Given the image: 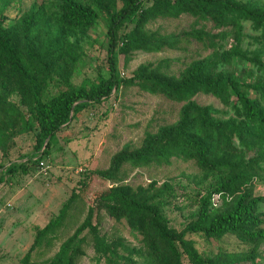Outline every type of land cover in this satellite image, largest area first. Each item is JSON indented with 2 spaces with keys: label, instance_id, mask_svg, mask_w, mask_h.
Wrapping results in <instances>:
<instances>
[{
  "label": "trees",
  "instance_id": "obj_1",
  "mask_svg": "<svg viewBox=\"0 0 264 264\" xmlns=\"http://www.w3.org/2000/svg\"><path fill=\"white\" fill-rule=\"evenodd\" d=\"M12 0H2V9ZM0 8V161L8 159L15 139L31 134L33 153L26 160L0 164V182L26 175L49 160L57 136L72 122L92 111L121 89L135 87L150 95H162L183 103L178 120L145 132L141 145H124L105 170L87 173L79 191L69 198L43 227H35L33 242L20 264H77L90 240L98 262L104 264H257L264 253V197L254 195L255 183L264 181V5L250 0H45L32 4L11 24ZM194 19L189 31L161 34L147 26L158 19ZM102 21L105 27V63L108 76L74 85L71 79L90 45L89 32ZM228 50L191 61L177 76L170 73L171 59L140 64L129 77H120L135 52L155 54L177 50L183 39H192L216 50L228 37ZM248 24L254 36H244ZM246 38L254 49L242 50ZM243 70L225 68L232 61ZM234 62V61H233ZM215 97L225 111L200 106L197 94ZM17 94L20 108L10 97ZM177 159L193 162L202 173L196 193L198 208L180 230L170 226L163 210L176 198L169 183L132 186L123 183L125 166L132 169L169 166ZM92 178L111 187L86 208L82 223L65 239L57 252L42 263L32 262L36 251H49L63 228L69 211ZM100 209L115 221L124 220L131 232L141 235L143 249L99 230ZM188 236L207 244L232 239L240 250L201 253Z\"/></svg>",
  "mask_w": 264,
  "mask_h": 264
},
{
  "label": "rangeland",
  "instance_id": "obj_2",
  "mask_svg": "<svg viewBox=\"0 0 264 264\" xmlns=\"http://www.w3.org/2000/svg\"><path fill=\"white\" fill-rule=\"evenodd\" d=\"M43 1L45 0H12L9 8L3 10L2 0H0V8L7 18L4 24H11L32 4H40ZM250 1L264 5V0ZM193 23L192 17L183 15L178 19H158L150 23L147 29L158 30L161 34L178 35L189 31ZM200 25L212 34L226 31L228 37L219 43L220 47L216 50L206 48L192 39H183L177 50L163 49L155 54L135 52L125 66L120 56L117 62L120 77L131 76L140 64L157 62L166 58L172 61L170 73L177 76L191 61L206 58L214 52L228 50L234 45L233 31L229 28L214 29L211 22H201ZM242 33L244 36H254L248 24H243ZM89 36L91 42L85 49L87 56L80 62L77 72L71 79L72 84L77 86L95 80L98 74L108 76L105 63L104 23L99 21L98 25L89 32ZM240 48L252 50L255 46H250L249 41L244 38ZM233 61L225 69L233 71L235 66L240 73L243 70L242 66L235 60ZM10 100L23 109L17 94L12 95ZM192 101L200 106H211L219 111L226 110L211 95L199 93L192 98ZM182 106L183 103L169 101L162 95H150L135 87L121 89L102 105L97 106L92 111V115L72 122L69 127L58 134L51 149L50 158L47 160L50 168L46 176L38 174L37 171H31L26 175L17 174L9 180L5 179L4 182H0V212L2 211L0 213V264H20L22 257L33 242L35 226H43L57 215L72 190L79 191L78 182L87 173L107 169L111 157L126 144L139 147L145 132H155L160 126L175 123ZM15 143L16 146L10 151L8 159H3L0 164H7L8 161H24L26 160L24 158L30 157L33 153L31 134L18 136ZM78 169L83 171L78 173ZM123 171L126 173L123 183L133 188L146 187L152 181H156L158 185L165 182L170 184L176 198L171 205L164 208L163 213L170 226L177 230H180L182 225L190 219L191 214L197 211L196 193L212 185L210 178L200 186L196 185V182L202 179L200 170L193 162H183L177 159L172 160L169 166L141 169L125 166ZM110 187V182L92 178L87 187L81 191L80 200H77L74 208L69 211L53 246L49 251L40 252L39 250L33 253L32 262L42 263L50 259L57 252L59 245L82 223L87 206ZM6 194L8 196L12 194L14 198L6 202ZM254 195L264 197V181L255 183ZM7 203H10L12 207L6 208ZM260 212L264 214V203L260 204ZM99 230L103 235L120 237L128 245L143 249L140 234L131 232L124 220L115 221L102 209H100ZM187 238L195 241L201 253L209 251L215 253L220 245L215 242L211 245L207 244L197 236ZM88 241V245L84 246L85 255L78 259L77 264H104L102 261H97L90 240ZM220 248L228 251L241 249L232 239H225ZM136 263L146 264L143 258L136 259ZM257 264H264V253L257 260Z\"/></svg>",
  "mask_w": 264,
  "mask_h": 264
},
{
  "label": "built area",
  "instance_id": "obj_3",
  "mask_svg": "<svg viewBox=\"0 0 264 264\" xmlns=\"http://www.w3.org/2000/svg\"><path fill=\"white\" fill-rule=\"evenodd\" d=\"M39 169H38V174L40 175H43V176H46L48 174V171H49V168L50 166L48 165L47 163V160H42L40 163H39ZM83 170L82 169H78V173L82 172ZM6 208H11V204L10 203H7L5 205Z\"/></svg>",
  "mask_w": 264,
  "mask_h": 264
},
{
  "label": "crops",
  "instance_id": "obj_4",
  "mask_svg": "<svg viewBox=\"0 0 264 264\" xmlns=\"http://www.w3.org/2000/svg\"><path fill=\"white\" fill-rule=\"evenodd\" d=\"M6 196H7V197H6ZM6 196H5V197H6V202H7L9 199L14 198V197H12V194H9V196L6 194ZM12 201H13V200H12ZM6 202H5V203H6ZM3 205H4V204H3ZM0 210H1V209H0ZM1 212H2V211H1ZM1 212H0V213H1ZM43 226H44V225H43ZM43 226H38V228H41V227H43ZM35 227H37V226H35ZM3 241H4V240H3Z\"/></svg>",
  "mask_w": 264,
  "mask_h": 264
}]
</instances>
